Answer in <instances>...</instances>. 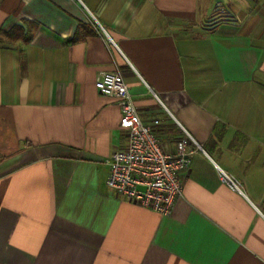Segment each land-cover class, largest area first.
Segmentation results:
<instances>
[{
    "label": "crops",
    "instance_id": "1",
    "mask_svg": "<svg viewBox=\"0 0 264 264\" xmlns=\"http://www.w3.org/2000/svg\"><path fill=\"white\" fill-rule=\"evenodd\" d=\"M115 70L168 152L198 145L168 214L106 183ZM0 264H264V0H0Z\"/></svg>",
    "mask_w": 264,
    "mask_h": 264
},
{
    "label": "built area",
    "instance_id": "2",
    "mask_svg": "<svg viewBox=\"0 0 264 264\" xmlns=\"http://www.w3.org/2000/svg\"><path fill=\"white\" fill-rule=\"evenodd\" d=\"M91 18L106 40H110L92 15ZM94 87L101 95L117 100L120 108L119 128L125 140L109 157L107 185L127 201L162 215L168 214L182 192L181 172L187 169L190 156L197 150L198 145L179 125L183 136L176 140L175 152H168L167 145L159 139L154 129L159 124V119L146 122L141 118L119 71L102 72L95 80ZM147 89L165 115L175 120L168 104L170 101H183L182 94L155 91L148 86ZM219 180L231 189L241 192L240 183L221 169Z\"/></svg>",
    "mask_w": 264,
    "mask_h": 264
}]
</instances>
